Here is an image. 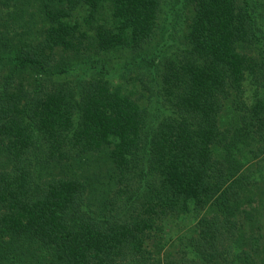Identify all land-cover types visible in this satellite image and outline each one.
I'll return each instance as SVG.
<instances>
[{
  "label": "trees",
  "instance_id": "16d2710c",
  "mask_svg": "<svg viewBox=\"0 0 264 264\" xmlns=\"http://www.w3.org/2000/svg\"><path fill=\"white\" fill-rule=\"evenodd\" d=\"M0 264H264V0H0Z\"/></svg>",
  "mask_w": 264,
  "mask_h": 264
}]
</instances>
